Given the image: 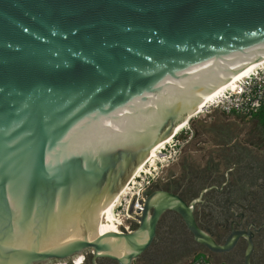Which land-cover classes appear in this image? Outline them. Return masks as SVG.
<instances>
[{
  "label": "water",
  "instance_id": "obj_1",
  "mask_svg": "<svg viewBox=\"0 0 264 264\" xmlns=\"http://www.w3.org/2000/svg\"><path fill=\"white\" fill-rule=\"evenodd\" d=\"M263 60L264 0H0V264H135L167 211L231 248L197 226L200 199L167 192L139 215L132 200L131 232L98 226L152 150Z\"/></svg>",
  "mask_w": 264,
  "mask_h": 264
},
{
  "label": "flooded vegetation",
  "instance_id": "obj_2",
  "mask_svg": "<svg viewBox=\"0 0 264 264\" xmlns=\"http://www.w3.org/2000/svg\"><path fill=\"white\" fill-rule=\"evenodd\" d=\"M243 157L233 147L223 151L219 163L212 162L207 168L183 164L147 188L149 193L176 195L187 205L200 199L193 209L197 226L220 247L238 235L235 244L221 252L211 251L195 241L179 214L167 211L158 223L149 256L146 254L148 263L167 257L174 250H199L211 264H264V168H244L251 161ZM250 243L253 250L248 255ZM71 264H93L92 256L85 254ZM99 264L114 263L101 260Z\"/></svg>",
  "mask_w": 264,
  "mask_h": 264
},
{
  "label": "rangeland",
  "instance_id": "obj_3",
  "mask_svg": "<svg viewBox=\"0 0 264 264\" xmlns=\"http://www.w3.org/2000/svg\"><path fill=\"white\" fill-rule=\"evenodd\" d=\"M233 147L243 153L242 159H250L251 164L246 165L245 163L244 168H264V129L259 119L229 116L218 111H211L191 119L184 132L167 146L165 153L168 162L158 165L157 168L150 167L151 161L148 158L151 152L141 166L146 164L144 168L152 173L151 177L147 176L146 182H154L160 178H167L172 170H179L186 163L191 168H207L212 162L219 163L222 161L223 151L231 150ZM132 178L125 187H128V191L137 192L148 186L142 181L133 186L130 183ZM119 197L120 195L116 198L117 201ZM119 211L121 214V210ZM201 254L199 250L183 252L174 250L167 257L155 260L154 263H148L146 258L135 264H185L195 257L202 256Z\"/></svg>",
  "mask_w": 264,
  "mask_h": 264
},
{
  "label": "built area",
  "instance_id": "obj_4",
  "mask_svg": "<svg viewBox=\"0 0 264 264\" xmlns=\"http://www.w3.org/2000/svg\"><path fill=\"white\" fill-rule=\"evenodd\" d=\"M263 110L264 60L250 67L234 78L231 82H229L223 89L206 101L199 108L198 112L193 118L211 111H218L229 116L236 115L245 118H255ZM175 135L176 134L172 136L173 138L171 137L173 140L176 138ZM170 143L162 145L161 147L158 145L155 148L157 153H154V156L149 158L151 161L150 167L153 166L154 168H157L158 165L168 162L166 159L167 154L165 152L167 150V146H169ZM145 165L146 164L140 167L138 175L133 176L132 181L130 182L133 186L139 181L146 183V185H148L146 188L151 186L150 184L152 181L146 182V179L147 176L151 177L152 173L144 168ZM146 188L144 190L140 189L137 192H130L128 191V187L125 188V193L120 197L119 201H117V207L115 208V216L117 217V221H119V218L121 222V224H117L118 231H115V233L131 232L135 228L138 221L129 215V207L132 203V200L135 199L136 203L133 213L139 215L140 213H137V211H143L144 205L142 202L145 200L144 192L147 190ZM119 210H121V214ZM185 264H211V262L206 257L199 256L186 262Z\"/></svg>",
  "mask_w": 264,
  "mask_h": 264
},
{
  "label": "bare ground",
  "instance_id": "obj_5",
  "mask_svg": "<svg viewBox=\"0 0 264 264\" xmlns=\"http://www.w3.org/2000/svg\"><path fill=\"white\" fill-rule=\"evenodd\" d=\"M201 113V111H200ZM189 122L184 123L175 133V137L179 136L182 132H184L185 127L188 125ZM173 138V137H172ZM170 138L162 143L159 144V147H161L162 145L168 144L170 143L173 139ZM158 147V148H159ZM154 153L156 152V149L152 150V154L151 156H154ZM150 156V157H151ZM149 157V158H150ZM148 158V159H149ZM139 171V170H138ZM137 172V171H136ZM138 175V172L137 174ZM125 193V188L124 190L120 193V197ZM119 197V199H120ZM119 201V200H118ZM117 207V199H115V201L108 207L106 208L102 215H101V219H100V223L98 226V232L100 235L106 234L108 232H115L118 231V225L117 224H121L120 219L118 218L119 221H117V217L114 215L115 214V208ZM115 216V217H114ZM113 222V223H112Z\"/></svg>",
  "mask_w": 264,
  "mask_h": 264
},
{
  "label": "trees",
  "instance_id": "obj_6",
  "mask_svg": "<svg viewBox=\"0 0 264 264\" xmlns=\"http://www.w3.org/2000/svg\"><path fill=\"white\" fill-rule=\"evenodd\" d=\"M256 117L259 119L261 122V127L264 129V110Z\"/></svg>",
  "mask_w": 264,
  "mask_h": 264
}]
</instances>
